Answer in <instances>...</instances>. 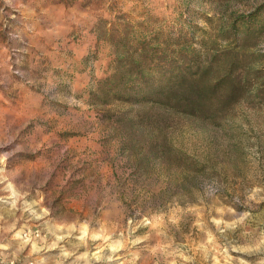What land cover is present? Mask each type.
<instances>
[{
  "label": "rangeland",
  "instance_id": "obj_1",
  "mask_svg": "<svg viewBox=\"0 0 264 264\" xmlns=\"http://www.w3.org/2000/svg\"><path fill=\"white\" fill-rule=\"evenodd\" d=\"M261 3L0 0V264H264V102L103 92L123 37L199 47Z\"/></svg>",
  "mask_w": 264,
  "mask_h": 264
},
{
  "label": "trees",
  "instance_id": "obj_2",
  "mask_svg": "<svg viewBox=\"0 0 264 264\" xmlns=\"http://www.w3.org/2000/svg\"><path fill=\"white\" fill-rule=\"evenodd\" d=\"M123 37L114 73L103 92L129 102H158L189 115L213 119L235 102H264V53L257 50L264 34V3L238 15L214 36L178 35L175 42L161 31ZM120 45V43H119Z\"/></svg>",
  "mask_w": 264,
  "mask_h": 264
}]
</instances>
